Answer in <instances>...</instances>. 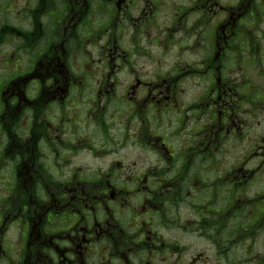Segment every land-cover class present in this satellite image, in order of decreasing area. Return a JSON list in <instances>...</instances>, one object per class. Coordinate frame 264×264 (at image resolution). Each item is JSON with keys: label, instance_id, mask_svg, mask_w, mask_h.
Returning <instances> with one entry per match:
<instances>
[{"label": "flooded vegetation", "instance_id": "obj_1", "mask_svg": "<svg viewBox=\"0 0 264 264\" xmlns=\"http://www.w3.org/2000/svg\"><path fill=\"white\" fill-rule=\"evenodd\" d=\"M0 264H264V0H0Z\"/></svg>", "mask_w": 264, "mask_h": 264}]
</instances>
